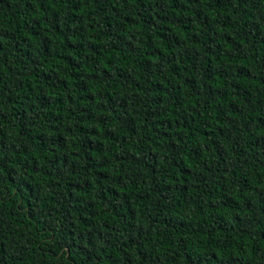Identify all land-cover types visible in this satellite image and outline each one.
<instances>
[{"label":"trees","instance_id":"16d2710c","mask_svg":"<svg viewBox=\"0 0 264 264\" xmlns=\"http://www.w3.org/2000/svg\"><path fill=\"white\" fill-rule=\"evenodd\" d=\"M0 264H264V0H0Z\"/></svg>","mask_w":264,"mask_h":264}]
</instances>
